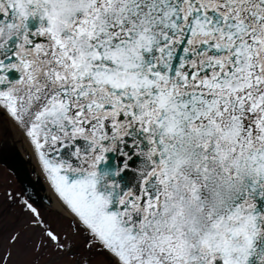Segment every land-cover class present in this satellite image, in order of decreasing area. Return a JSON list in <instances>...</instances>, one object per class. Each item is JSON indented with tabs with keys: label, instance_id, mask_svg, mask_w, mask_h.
I'll use <instances>...</instances> for the list:
<instances>
[{
	"label": "snow or ice",
	"instance_id": "obj_1",
	"mask_svg": "<svg viewBox=\"0 0 264 264\" xmlns=\"http://www.w3.org/2000/svg\"><path fill=\"white\" fill-rule=\"evenodd\" d=\"M0 124L67 213L4 192L37 251L264 264V0H0ZM23 237L0 227V264Z\"/></svg>",
	"mask_w": 264,
	"mask_h": 264
},
{
	"label": "rangeland",
	"instance_id": "obj_2",
	"mask_svg": "<svg viewBox=\"0 0 264 264\" xmlns=\"http://www.w3.org/2000/svg\"><path fill=\"white\" fill-rule=\"evenodd\" d=\"M14 128H11L10 137H13ZM5 138L3 126L0 124V150L4 148ZM22 190L21 186L13 178L12 174L2 165H0V227H7L8 225H15L16 230L24 233L23 239L17 246L20 254L17 256L18 264H75V258L65 256L63 259L57 260L52 250L45 251L43 248L37 251V244L40 241L42 233H36L28 227L29 219L22 217L19 207L12 206L5 201V191H15L18 195ZM43 217L49 224L58 230L66 228V215L50 206L39 208ZM7 237H5L6 241ZM104 259V258H98ZM93 264H97L94 260Z\"/></svg>",
	"mask_w": 264,
	"mask_h": 264
},
{
	"label": "bare ground",
	"instance_id": "obj_3",
	"mask_svg": "<svg viewBox=\"0 0 264 264\" xmlns=\"http://www.w3.org/2000/svg\"><path fill=\"white\" fill-rule=\"evenodd\" d=\"M14 128V127H13ZM15 133H13V137H10L6 143H4V148L13 154H18V158L20 157V160L25 163L26 171L30 174L33 180L39 181L43 184L44 189H39L40 196L46 198H51V206L53 209L60 211L64 215L67 216L66 210L61 206L60 202L56 199L55 195L52 193L51 188L49 187V184L47 180L43 177L42 173L39 170V167L36 166L35 170H33L34 167V157H30V149L26 148V145L24 143H20L21 136L20 133L14 128ZM15 152V153H14ZM30 159L32 162L30 163ZM13 176V174H12ZM13 178H15L13 176Z\"/></svg>",
	"mask_w": 264,
	"mask_h": 264
},
{
	"label": "water",
	"instance_id": "obj_4",
	"mask_svg": "<svg viewBox=\"0 0 264 264\" xmlns=\"http://www.w3.org/2000/svg\"><path fill=\"white\" fill-rule=\"evenodd\" d=\"M13 78H16L15 76ZM15 153V152H14ZM18 154L13 155L10 152H8L5 148H1L0 150V165L4 166L13 176L15 177L17 183L23 188L24 184H35L36 191L39 193V189H44L42 183H37L35 180L32 179L30 174L26 171V166L23 161L20 160V157H17ZM131 175L124 177V182L130 183L131 182ZM48 182V181H47ZM38 203H41L42 207L45 208L46 206H51L50 200H47L46 198L40 196V194L37 197ZM62 206V205H61Z\"/></svg>",
	"mask_w": 264,
	"mask_h": 264
}]
</instances>
